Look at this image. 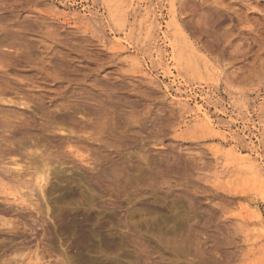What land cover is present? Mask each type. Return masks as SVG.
<instances>
[{"label": "rangeland", "instance_id": "1", "mask_svg": "<svg viewBox=\"0 0 264 264\" xmlns=\"http://www.w3.org/2000/svg\"><path fill=\"white\" fill-rule=\"evenodd\" d=\"M0 264H264V0H0Z\"/></svg>", "mask_w": 264, "mask_h": 264}, {"label": "bare ground", "instance_id": "2", "mask_svg": "<svg viewBox=\"0 0 264 264\" xmlns=\"http://www.w3.org/2000/svg\"><path fill=\"white\" fill-rule=\"evenodd\" d=\"M154 13V12H153ZM148 15H150V14H148ZM153 16V15H152ZM150 18V17H149ZM128 43V42H127ZM158 54V53H157ZM171 59V58H170ZM163 73H164V71H163ZM165 75H167V73H165ZM171 76H173V73H172V71L170 72V75L168 76V78H170ZM174 77V76H173ZM175 78V77H174ZM179 79V78H178ZM176 80L177 79H175V81L174 82H176ZM177 84H181L180 82H177ZM189 88V87H188ZM192 88L191 89H189V91L188 92H190V94L189 95H192ZM189 99V98H188ZM204 99L205 98H203V97H200V100L201 101H204ZM189 102V101H188ZM205 102V101H204ZM209 106V105H208ZM205 107V106H204ZM204 107L203 106H197V112L198 113H200L201 115H202V117L206 120V123H207V125H210V126H213V122L211 121V119H210V116L208 115V113L205 111V109H204ZM219 114V113H218ZM245 123V122H244ZM226 130V129H225ZM218 136V135H217ZM224 140V139H223ZM235 157V156H234ZM242 159L244 160L245 159V157H242ZM12 167V166H11ZM6 168H8V167H6ZM9 169H11V168H9ZM14 170V169H13ZM18 170V169H17ZM7 171H8V169H7ZM21 171V170H20ZM13 173V172H12ZM14 173H16V172H14ZM10 174H11V172H10ZM17 174V173H16ZM21 174V173H20ZM12 175V174H11ZM16 176V175H15ZM20 178H21V176H20ZM18 181V180H17ZM44 181V180H43ZM22 183V182H21ZM35 191V190H34ZM45 191V190H44ZM27 193V192H26Z\"/></svg>", "mask_w": 264, "mask_h": 264}]
</instances>
